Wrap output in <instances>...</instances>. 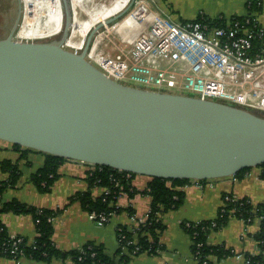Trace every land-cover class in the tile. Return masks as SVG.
Masks as SVG:
<instances>
[{
	"label": "water",
	"instance_id": "95a60500",
	"mask_svg": "<svg viewBox=\"0 0 264 264\" xmlns=\"http://www.w3.org/2000/svg\"><path fill=\"white\" fill-rule=\"evenodd\" d=\"M65 47L71 0H60L63 28L40 39L13 40L23 0L0 38V141L89 165L164 179L215 180L264 163V115L187 94L119 83L85 55Z\"/></svg>",
	"mask_w": 264,
	"mask_h": 264
},
{
	"label": "crops",
	"instance_id": "0c3cea01",
	"mask_svg": "<svg viewBox=\"0 0 264 264\" xmlns=\"http://www.w3.org/2000/svg\"><path fill=\"white\" fill-rule=\"evenodd\" d=\"M129 0H71L73 23L76 18L80 22H100L107 19L110 13L120 11ZM152 8L166 15L173 21L195 19L198 15L207 18L234 19L254 15L264 27V0H259L257 10H250V0H151ZM59 0H23V15L26 9H39L42 16L51 18L59 11L58 18H62ZM54 7V8H53ZM59 7V8H58ZM58 8V9H57ZM23 15L22 22L23 23ZM89 18V19H87ZM86 19V20H85ZM84 20V21H83ZM19 28V27H18ZM0 162L8 159L17 162L20 177L13 187L6 189L1 202L11 199L47 209H61L53 219L52 242L56 248L68 251L81 247L87 241H93L103 247L105 254L110 256L114 264H196L191 252V238L182 227L183 222H200L214 219L217 210L223 204L222 195L230 194L236 198H246L251 205H264V177L262 168L254 166L248 168L241 177L229 176L203 182L199 185L190 180L177 187L183 192L181 204L175 209H169L159 215L164 229L159 235L162 245L155 254L142 252L132 254L127 248H120L117 241L116 227L126 226L134 229L149 212L150 196L142 191L145 189L149 177L136 174L131 179V186L137 191L132 197L127 193L117 196L116 205L122 208L131 207L133 215L126 211L113 214L108 222L98 225L83 210L78 201L70 202L69 197L78 191L89 188L87 174L90 166L78 161L66 160L59 167L60 176L51 186L50 191L40 192L30 181V176L42 166L44 156L38 152H28L21 157L19 151L11 144L0 141ZM2 154V153H1ZM7 174L0 169V180H6ZM104 188L90 187L92 197L99 196ZM1 221L11 236L21 235L31 242L36 236L34 222L29 214L6 213L1 215ZM260 230L259 217H253L250 222L229 216L221 227L211 230L207 236V244L222 247L231 254L216 258L209 256L210 264H247V256L261 255V250L255 235ZM137 239V235H133ZM119 250V252H118ZM0 264H74L70 258H53L49 261L36 260L26 256L17 259L0 257Z\"/></svg>",
	"mask_w": 264,
	"mask_h": 264
},
{
	"label": "built area",
	"instance_id": "2783aa9c",
	"mask_svg": "<svg viewBox=\"0 0 264 264\" xmlns=\"http://www.w3.org/2000/svg\"><path fill=\"white\" fill-rule=\"evenodd\" d=\"M100 29L85 58L107 77L139 88L239 105L264 115V27L256 16L224 19L220 25L207 19L173 21L155 11L148 0H140L130 12ZM240 199L225 194L222 200L224 204ZM89 217L98 225L107 222L104 214L89 213ZM136 228H127L133 231L128 238L116 227L122 233L118 240L125 241L122 248L132 246V254L139 251L133 237ZM246 263L252 264L248 258Z\"/></svg>",
	"mask_w": 264,
	"mask_h": 264
},
{
	"label": "trees",
	"instance_id": "16d2710c",
	"mask_svg": "<svg viewBox=\"0 0 264 264\" xmlns=\"http://www.w3.org/2000/svg\"><path fill=\"white\" fill-rule=\"evenodd\" d=\"M260 5L259 0H250V10H257ZM207 19L211 23L223 24V18H207L204 15H198L194 20ZM234 19H243L238 17ZM11 147L21 153L24 157L28 152L34 151L41 153L44 156V161L41 167L30 176V181L34 184L38 191L44 193L51 189V186L60 176L59 167L68 160L63 157L42 153L33 149L23 148L16 144H11ZM89 165V164H87ZM90 171L87 174V183L89 188L85 191H78L69 197V203L78 201L81 208L88 214L95 213L96 215L104 214L107 222L110 216L116 213L126 211L129 215H133L131 207L122 208L116 205L117 196L121 193H127L128 196H133L137 191L131 186V179L136 173L119 171L107 166L89 165ZM262 168V177H264V163L258 165ZM0 169L7 174L6 180H0V199L3 192L15 185L20 177V170L17 162L5 159L0 162ZM248 168L238 171L233 176L241 177ZM150 178V177H149ZM190 181L189 179H164L153 177L148 181L145 189L142 191L150 196V208L147 219L140 223L134 230L137 234V244L139 251L137 254L146 252L155 254L162 245L159 242V235L164 229L159 215L169 209L177 208L183 199V192L177 187H180ZM206 182L207 180H198ZM98 186L108 190L107 194L102 192L97 197H92L90 187ZM224 194L222 195V198ZM224 209V211L221 210ZM62 211L59 209L38 208L24 204L17 199H11L1 202L0 200V257L17 259L20 256H26L36 260L49 261L53 258H70L74 264H114L113 259L105 254L102 245L95 244L93 241H87L81 247L62 251L55 247L52 242L53 235V219ZM6 213L12 214H29L34 222L36 236L31 242L21 235H15L10 238L4 224L1 221V215ZM235 216L250 222L253 217H259L260 230L255 235L259 242L261 250L264 249V205L253 206L246 198H241L236 201H226L217 210V215L214 219L200 221L198 223L185 222L182 227L191 238V252L196 259V264H203L204 261L210 264L209 256L216 258L231 254L229 250H224L222 247L211 246L207 244V236L211 230L221 227L228 220L229 216ZM212 221L215 226H211ZM121 227L125 236L130 238L133 231L127 229L126 226ZM121 231L116 230L117 240L121 235ZM124 240H118L119 250L122 248ZM132 246H129V250ZM118 250V252H119ZM252 264H261L262 256H247Z\"/></svg>",
	"mask_w": 264,
	"mask_h": 264
},
{
	"label": "rangeland",
	"instance_id": "374dc122",
	"mask_svg": "<svg viewBox=\"0 0 264 264\" xmlns=\"http://www.w3.org/2000/svg\"><path fill=\"white\" fill-rule=\"evenodd\" d=\"M138 1L140 0H134L132 6L127 12H130ZM148 1L152 4L151 0ZM16 11V0H0V38H3L8 34V31L14 22ZM38 12L39 9L34 8L25 10L23 23L19 25L18 31L14 36L16 40H31L32 38H38L45 34V31H42L41 29L45 30L46 24L42 18L38 19ZM78 19L79 18H76V22L73 23L71 35L66 42L67 47H78L82 43L83 35L78 32V28L80 26V21ZM58 29H60V27H58ZM99 31H101V29H99ZM96 34L97 32L94 36ZM3 153L4 152H0V156H2Z\"/></svg>",
	"mask_w": 264,
	"mask_h": 264
},
{
	"label": "flooded vegetation",
	"instance_id": "af4514ba",
	"mask_svg": "<svg viewBox=\"0 0 264 264\" xmlns=\"http://www.w3.org/2000/svg\"><path fill=\"white\" fill-rule=\"evenodd\" d=\"M58 10H60V9H58ZM76 10L77 9L73 8V11H76ZM58 13H60V12L59 11H56V9H55V12H54V14L52 15L51 18H49V17L46 18V14L42 16V12H40V11L37 13L38 19L42 18L45 21V24H46V29L45 30L44 29H41L42 31H45V34H43L41 37H43V36H49L52 33H55L56 30L57 31L59 30L58 27H61L60 24H61V19L62 18H58V15H57ZM74 18H75V16L73 17V19ZM79 19H81V18H79ZM87 19H89V18H87ZM79 23H80V26L78 28V32L82 33V35L84 37V36H86V34L88 33V31H90L91 27L93 25H95L97 22H85L84 21V22H79ZM41 37H38V38H41ZM38 38H32L31 40L38 39ZM81 44L79 46H81Z\"/></svg>",
	"mask_w": 264,
	"mask_h": 264
},
{
	"label": "bare ground",
	"instance_id": "6f19581e",
	"mask_svg": "<svg viewBox=\"0 0 264 264\" xmlns=\"http://www.w3.org/2000/svg\"><path fill=\"white\" fill-rule=\"evenodd\" d=\"M130 1V0H129ZM129 1H128V3H129ZM59 3H60V0H59ZM127 3V4H128ZM127 4L125 5V7L127 6ZM125 7H123L121 10H123ZM120 10V11H121ZM120 11H118L117 13H119ZM117 13H115V14H117ZM115 14H113V13H110V15H109V17L108 18H110L111 16H113V15H115ZM107 18V19H108ZM106 20V19H105ZM105 20H103V21H105ZM103 21H100V22H103ZM100 22H98V23H100ZM97 24V23H96ZM95 24V25H96ZM95 25H93L92 27H91V29H93L94 27H95ZM72 26H73V23H72ZM62 28H63V23H62V19H61V27H60V29L58 30V31H56L55 33H52L51 35H49V36H43V37H41V38H46V37H50V36H53V35H56V34H58V33H60L61 32V30H62ZM90 29V30H91ZM72 30V29H71ZM18 31V30H17ZM90 31H88V33H89ZM88 33L86 34V36L88 35ZM16 34V33H15ZM15 34H14V36H15ZM70 35H71V32H70ZM14 36H13V40H16L15 38H14ZM86 36H84L83 37V40H82V44H81V46H78V47H67L66 46V43H65V47H67V48H70V49H72V50H80V49H82L83 48V46H84V43H85V39H86ZM70 37V36H69ZM38 39H40V38H38ZM69 39V38H68ZM16 41H25V40H16ZM67 42V41H66ZM96 45H97V42H93L92 43V47H91V51L93 52L95 49H96Z\"/></svg>",
	"mask_w": 264,
	"mask_h": 264
}]
</instances>
